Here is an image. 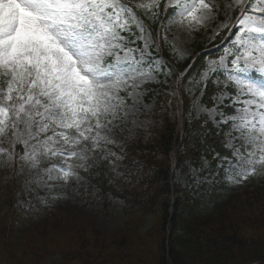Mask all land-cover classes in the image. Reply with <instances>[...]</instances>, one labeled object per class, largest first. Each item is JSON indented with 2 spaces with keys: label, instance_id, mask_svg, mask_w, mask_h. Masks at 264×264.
Listing matches in <instances>:
<instances>
[{
  "label": "snow or ice",
  "instance_id": "snow-or-ice-1",
  "mask_svg": "<svg viewBox=\"0 0 264 264\" xmlns=\"http://www.w3.org/2000/svg\"><path fill=\"white\" fill-rule=\"evenodd\" d=\"M212 24L209 42L226 32V46L195 74L161 56H188L173 28ZM172 76L168 94L183 91L219 130L224 151L210 152L229 182L264 176V0H0V166L49 191L117 167V130L149 107L145 85Z\"/></svg>",
  "mask_w": 264,
  "mask_h": 264
},
{
  "label": "trees",
  "instance_id": "trees-1",
  "mask_svg": "<svg viewBox=\"0 0 264 264\" xmlns=\"http://www.w3.org/2000/svg\"><path fill=\"white\" fill-rule=\"evenodd\" d=\"M164 55L168 57L165 51ZM191 59L171 62L175 69L183 71ZM193 63L195 67L190 71L195 74L205 65L204 56L199 55L198 61ZM180 96L181 138L177 130V100H172L167 108L170 97L160 92L151 117L155 121L152 137L146 139L139 134L135 139L124 141L125 155L117 161L115 168L129 174L134 187L115 190L107 185L105 174L111 168L107 161L92 169L96 177L93 181L102 193L110 192V195L124 201L121 211L125 218L123 227L114 235L100 236L89 227L82 232L62 231L61 228L57 233H51L48 237L50 246L60 253L58 264H168V261L171 264H264V218H244L229 213L213 198H192L189 192L177 185L176 215L171 220L175 225L181 218L177 228L181 236L178 239L172 237L166 250L163 225L168 219L170 205L169 151L174 146L178 147L176 171L188 187L192 186L194 178L190 167L199 170V175L203 176L207 169L204 168L206 166L201 167V158H211L210 148L222 151L214 129L208 124L203 125L201 120L193 119L190 110L192 98L183 91ZM203 101L208 102L206 98ZM14 188L16 193H20L19 186L0 184V264H38L35 251L25 244V235L43 225L38 226L32 214L21 217L19 208L14 207ZM4 206L8 210L5 211ZM148 217H151V224L143 230ZM186 217L190 221L184 222ZM245 230L250 232L249 236L242 233ZM253 230L262 234H255ZM123 247L127 248L124 254L119 251Z\"/></svg>",
  "mask_w": 264,
  "mask_h": 264
},
{
  "label": "rangeland",
  "instance_id": "rangeland-1",
  "mask_svg": "<svg viewBox=\"0 0 264 264\" xmlns=\"http://www.w3.org/2000/svg\"><path fill=\"white\" fill-rule=\"evenodd\" d=\"M223 17L221 16V19ZM215 27L212 24L209 29H201L193 32L189 36L186 32L178 31L173 28L172 32L178 36V46L182 51H185L188 56L194 46L200 45L201 47H207L210 42L208 37L211 36V28ZM173 38L172 34L169 35V39ZM159 80H156L150 84H157ZM153 100V99H152ZM143 103L148 105L147 109L142 107L138 117H129L128 122L123 125V130H117V139L120 145L121 139H133L138 136L136 130H145L143 134L145 137L149 136L147 129L153 125L148 113L151 112V103L148 100L147 93L143 97ZM195 117H201L206 115L203 112H198L193 108ZM135 120V123H133ZM121 147V146H119ZM115 147V148H119ZM114 148V151H115ZM0 170H5L4 177L0 178V181H11L12 179L16 182H20L26 185V188L33 190L30 186H36L31 180L32 173L27 168L23 172H18L10 167L0 166ZM116 173H113L112 181L116 178ZM62 183V182H61ZM45 187H42L44 189ZM41 190V189H40ZM34 191V190H33ZM245 187L240 188L236 191L239 197L236 199V208L241 211V214L248 215L253 211L261 210V206L258 203H254L252 207L244 205L242 200L245 197ZM36 194V191H34ZM58 196V198H56ZM40 202L48 203L49 210L41 216L44 219L43 226L37 231L31 229L26 234L25 243L28 244V248L35 251L37 256L41 257V264H56L59 260V252L55 247H51L49 242V236L51 233H57L59 230L62 231H78L82 232L84 229L89 227L92 231L102 235H114L116 230L121 227L122 219L118 212L121 206L120 201H114L108 207L103 204V199L100 197V193L97 188L93 187L90 180L83 177L79 181L73 180L66 186V190L60 194H54V196H48V194L37 195ZM251 202L253 200H250ZM261 203H264V198ZM39 226H41L39 224ZM35 232V233H34Z\"/></svg>",
  "mask_w": 264,
  "mask_h": 264
}]
</instances>
